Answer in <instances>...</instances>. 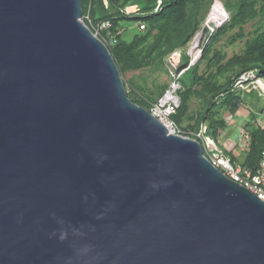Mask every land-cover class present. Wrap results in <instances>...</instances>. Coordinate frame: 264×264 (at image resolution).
Masks as SVG:
<instances>
[{"label":"water","instance_id":"obj_1","mask_svg":"<svg viewBox=\"0 0 264 264\" xmlns=\"http://www.w3.org/2000/svg\"><path fill=\"white\" fill-rule=\"evenodd\" d=\"M82 13L0 0V264H264V202L128 98Z\"/></svg>","mask_w":264,"mask_h":264},{"label":"trees","instance_id":"obj_2","mask_svg":"<svg viewBox=\"0 0 264 264\" xmlns=\"http://www.w3.org/2000/svg\"><path fill=\"white\" fill-rule=\"evenodd\" d=\"M81 2L82 17L88 14L91 22L89 24L84 20L87 26H95L102 21L110 22L109 34L103 32L100 33L99 37L106 41L105 43L115 63L123 64V70H125L139 68L144 62L151 61L155 57L161 59L187 45L199 29L201 22L204 20V15L208 13L214 0H81ZM97 10L100 14L98 18L96 17ZM257 18L260 22H264V0H236L232 6L229 23L224 24L209 35L206 45L201 50L202 60H207L209 66H217L221 57L215 51L214 44L229 29L241 28L247 22ZM123 21H135L139 26L144 24L147 30L146 34L136 35L130 43L122 41L117 28ZM153 31H155L154 34ZM238 36H243L241 30ZM149 37H152L153 41L146 45L145 43ZM212 52L213 55L210 57ZM189 61L190 59L184 53H180V67L186 69ZM199 63L188 67L177 77L183 92L179 96L180 105L171 118L174 125L179 124L180 119L187 111L186 102L192 88L202 85L203 91L209 89L207 85L210 83L212 76L204 78L203 75H199ZM235 64H238L240 68L233 72V75L229 77L224 85L208 90L207 107L200 117L195 131L199 130V125L205 119L208 110L219 104L218 97L220 95L224 94L220 97V100L222 104L228 106L226 110L229 113L234 112L238 105L232 103L235 98V93L232 90L234 82L242 74L252 71L264 78V29L257 30L253 37L246 41V51L242 57L236 58ZM235 64H229L228 68L233 67ZM253 93L258 96V92L253 89L248 91L247 95L252 94L251 96H253ZM132 102L149 111V107L145 106L142 101ZM214 123L218 125V130L225 126V121L221 119L214 121ZM250 136V147L243 166L255 171L258 168L261 154L264 152V130H252ZM225 154L227 155L226 152ZM227 156L231 157L229 154Z\"/></svg>","mask_w":264,"mask_h":264},{"label":"rangeland","instance_id":"obj_3","mask_svg":"<svg viewBox=\"0 0 264 264\" xmlns=\"http://www.w3.org/2000/svg\"><path fill=\"white\" fill-rule=\"evenodd\" d=\"M235 2L236 0H214L208 13L204 15V20L201 22L199 29L193 36L194 38L198 33L203 31L200 44V47H202L198 49V52L196 51L198 55L195 61L198 60L197 63L200 62L198 67L199 75H203L204 78L212 76L210 83L207 85L209 89L224 85L229 77L233 75V72L240 68L238 64H235V60L244 55L246 41L253 37L257 30L264 29V22H260L258 18L247 22L241 28L234 27L229 29L214 44L215 51L221 57L219 64L217 66H209L207 60H202L201 50L206 45L209 35L224 24L229 23L232 6ZM227 5L228 7H226ZM99 16L100 14L97 10L96 17L98 18ZM139 29L140 26L135 21H123L118 25L117 31L122 41L130 43L136 35L146 34V29L140 31ZM240 30L243 34L242 37L238 36ZM152 33L154 34L155 31ZM152 41V37H149L145 44L147 45ZM190 42L161 59L155 57L151 61L144 62L141 67L136 69L123 70V64H116L124 82L128 98L135 102L142 101L145 106L149 107V111H152L156 107L164 110L171 103L178 104L177 110L180 105L179 96L183 92L181 85L177 81V77L185 70L180 67L179 55L180 53H184L189 58L190 51H192L188 50ZM212 55L213 52L210 54V57ZM233 63L235 65L228 68V65ZM248 73L254 74L252 81L241 84L239 83V79H237L234 82L232 92L235 93V98L232 103H236L238 106L233 113H229L226 110L228 106L222 104L220 100V97L224 94L220 95L218 97L219 104L215 108L208 110L205 119L199 125V130L195 131L200 117L206 110V101L209 96V89L203 91L202 85H198L194 86L192 92L188 94L186 102L187 111L180 119L179 124L174 125L171 122V118L175 115L176 110L175 113L166 115L163 118H166L172 124L175 132L178 134L192 138L202 135L213 141H219L221 143L219 149L231 156L233 164L243 166L250 147V132L255 129L264 130V92L259 87V83L264 82V78L252 71ZM251 89L258 92V96H256V93H253V96H251L252 94L247 95ZM170 91L174 94L176 93V100L174 102L167 101L166 97ZM160 103L166 104V107L160 106ZM219 119L225 121V126L218 130V125L214 121Z\"/></svg>","mask_w":264,"mask_h":264},{"label":"built area","instance_id":"obj_4","mask_svg":"<svg viewBox=\"0 0 264 264\" xmlns=\"http://www.w3.org/2000/svg\"><path fill=\"white\" fill-rule=\"evenodd\" d=\"M82 19L83 21L86 20L89 24H91L88 14L82 17ZM90 28L99 37L100 33L103 32H107L109 34L111 24L108 21H102L97 23L95 26H91ZM144 29L145 25L141 24L140 30ZM101 40L104 43L106 42L104 39ZM253 79V73H245L240 76L239 83L242 84L243 82L252 81ZM160 106L166 107V104L160 103ZM177 106L178 104L171 103L168 104L164 110L160 109L159 107H156L150 112L162 121V118L166 115L175 113ZM196 140L201 143L204 156L214 167L218 168L229 179L242 185L251 193L256 195L261 201L264 202V152H262L261 154L258 168L255 171H251L244 166L234 165L231 157L227 156L225 152H222L219 149V146L221 144L219 141H213L202 135H197Z\"/></svg>","mask_w":264,"mask_h":264},{"label":"bare ground","instance_id":"obj_5","mask_svg":"<svg viewBox=\"0 0 264 264\" xmlns=\"http://www.w3.org/2000/svg\"><path fill=\"white\" fill-rule=\"evenodd\" d=\"M201 40H202V34L198 33L190 42L189 48L188 50H192L190 51L191 53L189 54V59L190 61L194 62L196 60L197 57V53L198 49L201 48L200 44H201ZM197 49V50H196ZM259 87L261 88V90L264 92V82H260L259 83ZM174 91H175V87H174ZM167 101H171L174 102L176 100V93L174 94L172 91H170L167 95ZM162 122L167 126V128L169 130H172L171 124L170 122H168V120L166 118H162Z\"/></svg>","mask_w":264,"mask_h":264}]
</instances>
